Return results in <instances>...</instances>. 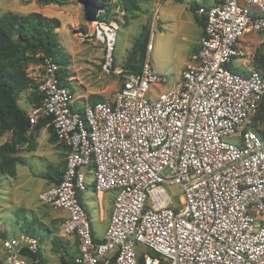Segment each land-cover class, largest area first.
I'll list each match as a JSON object with an SVG mask.
<instances>
[{
	"label": "built area",
	"instance_id": "1",
	"mask_svg": "<svg viewBox=\"0 0 264 264\" xmlns=\"http://www.w3.org/2000/svg\"><path fill=\"white\" fill-rule=\"evenodd\" d=\"M196 14L203 27L193 64L154 98L150 88L166 79L149 62L152 35L133 73L114 64L112 22L92 29L102 72L120 81L109 100L74 109L61 66H38L29 129L48 121L66 148L59 182L40 197L59 213V238L77 247L72 264H264V140L252 126L264 76L255 47L238 42L264 32V0H214ZM168 185L181 189L177 204ZM88 189L114 192L100 240L79 198ZM2 249L0 264H40L34 236L4 238Z\"/></svg>",
	"mask_w": 264,
	"mask_h": 264
},
{
	"label": "rangeland",
	"instance_id": "2",
	"mask_svg": "<svg viewBox=\"0 0 264 264\" xmlns=\"http://www.w3.org/2000/svg\"><path fill=\"white\" fill-rule=\"evenodd\" d=\"M62 1L66 3L64 6H42L37 0H0V16L7 13L25 16L35 12L48 18H57L60 22L59 28L55 30L59 45L57 58L63 62L67 86L74 95V109L90 104L91 97L109 100L119 88L120 81L116 75L102 72L100 46L92 38L94 22L87 23L84 20L80 0ZM105 1L108 2L106 11L103 8L98 13L102 18L100 21L115 23L118 28L113 48L114 64L127 71L139 67L146 57V44L152 35L149 62L154 74L164 77L166 83L152 86L147 96L154 98L159 92L180 81L186 67L193 64L198 33L201 30L197 9L192 11L191 7L205 5L204 1L130 0L137 9L126 14L119 0ZM238 42L250 49L255 47L256 55L264 42V32L244 35ZM240 62L242 61L236 60L232 63L234 71L240 72ZM27 73L34 81H38L41 69L38 65L30 64L27 66ZM33 99L34 93L27 90L20 94L17 101L27 115L33 109L30 104ZM259 129L264 131V125L260 124ZM29 133L33 138L34 148L29 149L27 144L18 147L16 156L23 164L16 163V175L13 178L0 176V261L4 257L2 239L27 234L23 231L27 224L33 222L32 235L39 242L42 264H59L60 254L51 245L53 239L59 238L58 213L44 205L40 196L49 185L44 178L48 168L64 169L66 154L59 142L49 140L46 127L39 130L28 129L26 135ZM11 134V131L0 134V146L10 141ZM230 139L231 137L228 138ZM166 191L173 203L177 204L182 195L180 187L168 185ZM81 194L82 205L88 211L91 221L96 207L105 199L112 198L114 192L106 194L102 202L98 200V194L90 189ZM18 217L22 218L18 221ZM90 223L95 235L101 234L105 229L99 220L92 219ZM66 246L69 256L75 254L74 244L66 243Z\"/></svg>",
	"mask_w": 264,
	"mask_h": 264
},
{
	"label": "trees",
	"instance_id": "3",
	"mask_svg": "<svg viewBox=\"0 0 264 264\" xmlns=\"http://www.w3.org/2000/svg\"><path fill=\"white\" fill-rule=\"evenodd\" d=\"M37 1L42 6H64L66 4L62 0ZM93 1L103 5L106 11L108 2L105 0ZM119 2L125 14L126 12H132L137 9L133 1L119 0ZM191 8L192 11L197 9L196 6H192ZM98 19H102L100 14L98 15ZM199 22L202 28L203 22L201 20ZM59 26L60 22L57 18H48L35 12L25 16L12 13L0 16V134L5 131L12 132L10 141L0 146V176L13 178L16 175V163L20 162L16 156L18 147L27 144L29 149L34 148V141L31 134L26 135L29 129L28 115L17 104L22 92L32 90L34 99L30 104L32 106L39 105L37 95L38 83L28 75L27 66L30 64L39 66L45 60L51 59L61 66L58 74L62 80H65L64 83L67 84L65 71L62 67L63 62L57 58L59 45L55 30ZM255 66L264 76V42H262L255 55ZM140 68L141 65L136 68H131L129 71L139 73ZM98 101L103 100L100 97L90 98V104ZM47 123L48 121L46 120H40L34 126V130L46 127L49 132V140L53 143L58 142L53 133L52 126L47 125ZM260 124L264 125V96L260 103L258 113L252 122L256 133L264 140V131L259 129ZM61 146L66 150L63 145ZM63 170L49 167L44 178L48 180L49 185L57 184ZM77 196L79 197V195ZM20 218L22 217H18V221ZM31 224L34 225L33 222L27 224L23 233L33 236V227ZM51 245L60 254L59 264H72L66 243L62 241V238L53 239ZM38 259L39 263L42 264L43 261L40 253Z\"/></svg>",
	"mask_w": 264,
	"mask_h": 264
},
{
	"label": "crops",
	"instance_id": "4",
	"mask_svg": "<svg viewBox=\"0 0 264 264\" xmlns=\"http://www.w3.org/2000/svg\"><path fill=\"white\" fill-rule=\"evenodd\" d=\"M203 1H204V4H205V5H211V4L214 2V0H210V2H208L209 0H203ZM201 35H202V28H201V30H200V33H198V41H199V38L201 37ZM198 41H197V43H198ZM106 194H111V191L102 194L103 196H102V195H98V200L102 202V199H103V197H104ZM79 198H80L81 203H82V202H83L82 194H80V197H79ZM113 199H114V195L112 196V198H107V199H105V200L102 202L101 205L99 204V206L96 207V209H95V212H94V216H93V218H91V221H92V219L101 221V223H103V224H104V227H105V229L102 231L101 234H99V235H95V234H93L94 238L97 239V240H100V239L103 237L104 232H105V230H106V227H107V225H108V222H109V216H110V212H111V210H112V205H113ZM85 210H86V209H85ZM86 212H87V214H88V211H87V210H86ZM54 213H55V212H54ZM58 217H59V213H58ZM88 217H89V214H88ZM58 220H59V219H58ZM89 221H90V218H89ZM91 221H90V222H91ZM90 225H91V223H90ZM62 241H63V242H66V243H70V244H72L71 241H68V240H66V239H62ZM75 247H76V245H75ZM76 253H77V247L75 248V254H76ZM75 254H71V255L69 256V258H72Z\"/></svg>",
	"mask_w": 264,
	"mask_h": 264
},
{
	"label": "water",
	"instance_id": "5",
	"mask_svg": "<svg viewBox=\"0 0 264 264\" xmlns=\"http://www.w3.org/2000/svg\"><path fill=\"white\" fill-rule=\"evenodd\" d=\"M83 18L87 23L97 21L98 13L103 10V5L96 1L80 0Z\"/></svg>",
	"mask_w": 264,
	"mask_h": 264
}]
</instances>
